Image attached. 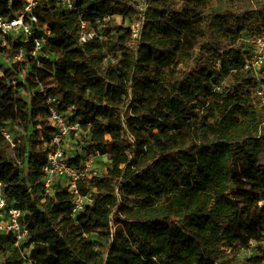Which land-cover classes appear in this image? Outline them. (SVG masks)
<instances>
[{
  "label": "trees",
  "instance_id": "trees-1",
  "mask_svg": "<svg viewBox=\"0 0 264 264\" xmlns=\"http://www.w3.org/2000/svg\"><path fill=\"white\" fill-rule=\"evenodd\" d=\"M78 5L68 13L46 0L35 11L53 33L39 81L53 86L33 94L31 116L19 117L28 103L10 77L0 80V127L39 126L51 105L74 109L86 129L92 124L89 153L112 159L105 176L82 185L96 200L75 225L66 190L40 194L48 147L0 153V181L27 213L31 264H264V245L236 256L264 236V102L243 40L264 33V0H151L133 45L129 28L115 31V17L137 15L131 0ZM0 12L10 11L3 4ZM80 18L89 31L103 26L106 40L80 46ZM39 86L29 79L26 87ZM94 232L106 238L100 249L88 238ZM0 256L27 264L11 237L0 236Z\"/></svg>",
  "mask_w": 264,
  "mask_h": 264
},
{
  "label": "built area",
  "instance_id": "built-area-1",
  "mask_svg": "<svg viewBox=\"0 0 264 264\" xmlns=\"http://www.w3.org/2000/svg\"><path fill=\"white\" fill-rule=\"evenodd\" d=\"M46 0H0V9L6 4L10 11L6 14L0 12V42L2 52L8 60L6 69L18 75L13 76L12 83H16L17 76L20 75L19 82L29 85V79L39 83V88L33 89L44 92L39 81V74L44 68L42 58L45 57V48L50 44L53 36L52 30L47 24H41L35 14L37 7ZM60 6L68 13H79L78 0H58ZM151 0H131L137 10V15L130 19V44L132 45L141 39L146 14ZM16 8V9H14ZM116 18V17H115ZM111 17L104 18V22L110 21ZM81 34L79 45L106 40L104 27L99 30H88V21L80 18ZM100 22V21H98ZM246 48L251 49L252 57L247 62L246 69L253 73L259 86L256 95L264 102V33L255 38H246ZM13 45L11 49L10 46ZM8 50V51H6ZM114 61V58H111ZM5 63L0 62V66ZM5 68V66H4ZM6 74L0 69V80ZM221 85L215 87L220 91ZM32 90V89H31ZM56 99H49V103ZM50 140L46 144V164L43 168L41 195L44 199L54 197L57 190H66L70 195L71 213L70 218L75 225L79 224V217L91 208L96 200V192L84 193L82 185L93 176H98L93 167V157L84 156L79 163L73 162L76 157L67 154V141L73 136H91L92 124H88L87 129L83 126L81 119H72L68 112H62L54 105L50 106ZM0 134L13 147L16 142L12 139L7 126L0 127ZM19 165L26 170L27 161ZM27 213L14 205L10 201L6 185L0 181V236L11 237L14 246L19 249L27 264H31V251L24 247L31 239V229L27 222ZM264 245V236L261 241H252L249 246H238L236 256L241 253H249L246 258L255 255L258 246ZM233 249L228 250L231 253ZM245 258V259H246Z\"/></svg>",
  "mask_w": 264,
  "mask_h": 264
},
{
  "label": "rangeland",
  "instance_id": "rangeland-1",
  "mask_svg": "<svg viewBox=\"0 0 264 264\" xmlns=\"http://www.w3.org/2000/svg\"><path fill=\"white\" fill-rule=\"evenodd\" d=\"M117 21V28L115 31H118L119 27L123 28H129L132 24L130 22V19H124L122 17H116ZM120 34L122 32L119 31ZM248 35L244 34L243 35V40L247 38ZM246 44V41H244ZM131 45H132V40H131ZM11 49L13 48V45L10 46ZM8 51V50H6ZM5 52H2V46L0 42V62L5 63V65H1V69L4 70L5 74L10 77L13 80V76L18 75L13 71H10L9 69H6V66L8 65V60L4 56ZM46 58L50 60H56L58 59V56L54 53H48L46 54ZM5 66V68H4ZM45 68V67H44ZM17 82L13 84L15 94L19 97H21L23 100H25L28 103V108L25 110H20L19 111V117L24 118L25 116H31V97L33 96V90H29L26 85L23 83H20V75L17 76ZM44 90L46 91V87L50 88L53 86L51 82L49 81L48 83L43 85ZM75 114L76 110L71 109L69 111V117L72 119H75ZM39 126H29L27 127L26 122L23 119H19L16 122H8L6 124L7 129L9 133L12 136V139L14 142H16V145H25L27 148V153H31L32 151H39V150H46L47 145L44 143L43 140V135L45 133H50L49 130V125L50 121H45L43 120V117H39ZM44 124V125H43ZM130 142L133 143V138L131 136L128 137ZM67 147L66 151L67 154L70 157H77L81 156V158H84V156H91L93 157V167L95 172L97 173L98 176H105L107 174L108 169L112 167V159L110 154H102V153H89L90 151V142L89 138L85 135H78V136H73L71 137L70 140L67 141ZM112 147V145L109 146V149ZM15 148H13L4 138L3 140L0 141V153L5 155L8 159L14 158ZM88 238L90 241L94 242L97 244L98 249H100L102 245H106L107 241L106 238L103 236L101 232H94L90 235H88ZM249 253H241L238 258L239 259H245ZM6 256H0V264L5 260Z\"/></svg>",
  "mask_w": 264,
  "mask_h": 264
}]
</instances>
